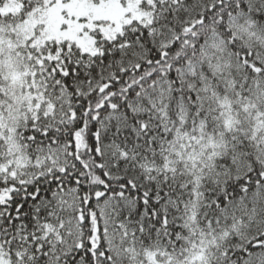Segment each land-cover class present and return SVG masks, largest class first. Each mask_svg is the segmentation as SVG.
<instances>
[{
    "label": "snow or ice",
    "instance_id": "6c2138e0",
    "mask_svg": "<svg viewBox=\"0 0 264 264\" xmlns=\"http://www.w3.org/2000/svg\"><path fill=\"white\" fill-rule=\"evenodd\" d=\"M0 264H264V0H0Z\"/></svg>",
    "mask_w": 264,
    "mask_h": 264
}]
</instances>
